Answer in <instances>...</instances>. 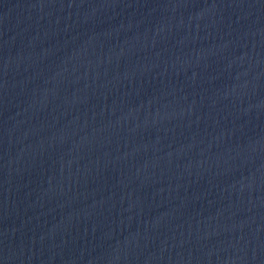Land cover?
I'll return each instance as SVG.
<instances>
[{
	"label": "water",
	"instance_id": "1",
	"mask_svg": "<svg viewBox=\"0 0 264 264\" xmlns=\"http://www.w3.org/2000/svg\"><path fill=\"white\" fill-rule=\"evenodd\" d=\"M0 264H264V0H0Z\"/></svg>",
	"mask_w": 264,
	"mask_h": 264
}]
</instances>
